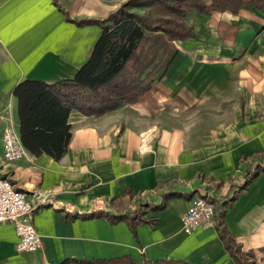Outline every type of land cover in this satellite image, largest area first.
I'll return each instance as SVG.
<instances>
[{
  "label": "crops",
  "instance_id": "0c3cea01",
  "mask_svg": "<svg viewBox=\"0 0 264 264\" xmlns=\"http://www.w3.org/2000/svg\"><path fill=\"white\" fill-rule=\"evenodd\" d=\"M126 2H123V4ZM112 0H0V176L42 205L34 224L38 252H18L19 236L0 224V264H61L66 259L130 257L186 264H236L215 225L191 234L181 217L213 191L218 216L245 252L264 262V11L190 13L195 27L167 76L137 102L101 115H69L61 159L43 153L4 161L3 134L22 140L17 86L73 79L89 61ZM85 22V23H84ZM23 144V143H22ZM144 209L154 225L134 232L119 216Z\"/></svg>",
  "mask_w": 264,
  "mask_h": 264
},
{
  "label": "trees",
  "instance_id": "16d2710c",
  "mask_svg": "<svg viewBox=\"0 0 264 264\" xmlns=\"http://www.w3.org/2000/svg\"><path fill=\"white\" fill-rule=\"evenodd\" d=\"M248 6L264 11V0H128L104 20L86 21L98 25L102 35L91 58L75 78L54 84L27 80L15 89L20 104L23 145L35 155L46 153L56 160L61 159L71 138L68 120L72 110L84 115H101L135 103L167 76L178 53L174 42L186 41L195 33V27L186 21L190 13L236 14ZM260 174H264V161L256 167L252 179ZM144 209L131 215L98 213L83 218L106 217L115 223L126 221L135 232L140 224L155 223L146 218ZM215 227L236 264H256L255 254L243 251L227 230L222 216L216 218ZM61 264L186 263L119 257L107 260L69 258Z\"/></svg>",
  "mask_w": 264,
  "mask_h": 264
},
{
  "label": "built area",
  "instance_id": "2783aa9c",
  "mask_svg": "<svg viewBox=\"0 0 264 264\" xmlns=\"http://www.w3.org/2000/svg\"><path fill=\"white\" fill-rule=\"evenodd\" d=\"M4 161L13 163L26 156L19 134L8 126L3 134ZM221 200L213 191L194 197L181 217L182 230L191 234L203 224L215 225ZM42 202L40 196H31L19 190L7 177L0 176V224L9 222L19 236L18 252H38L43 248L42 236L34 224L36 212Z\"/></svg>",
  "mask_w": 264,
  "mask_h": 264
},
{
  "label": "rangeland",
  "instance_id": "374dc122",
  "mask_svg": "<svg viewBox=\"0 0 264 264\" xmlns=\"http://www.w3.org/2000/svg\"><path fill=\"white\" fill-rule=\"evenodd\" d=\"M128 0H112V2L115 4V3H122L123 4V2H127ZM256 264H264V262L263 261H259V260H257V258H256Z\"/></svg>",
  "mask_w": 264,
  "mask_h": 264
}]
</instances>
